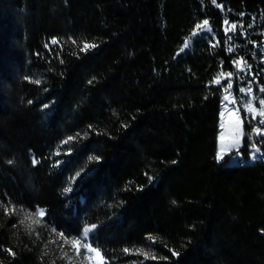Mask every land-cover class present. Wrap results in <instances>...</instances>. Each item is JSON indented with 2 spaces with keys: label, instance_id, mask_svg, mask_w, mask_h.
<instances>
[{
  "label": "trees",
  "instance_id": "16d2710c",
  "mask_svg": "<svg viewBox=\"0 0 264 264\" xmlns=\"http://www.w3.org/2000/svg\"><path fill=\"white\" fill-rule=\"evenodd\" d=\"M261 50L264 0H0V264H59L24 210L103 264H264V163L217 162L212 85Z\"/></svg>",
  "mask_w": 264,
  "mask_h": 264
},
{
  "label": "rangeland",
  "instance_id": "374dc122",
  "mask_svg": "<svg viewBox=\"0 0 264 264\" xmlns=\"http://www.w3.org/2000/svg\"><path fill=\"white\" fill-rule=\"evenodd\" d=\"M200 30L208 31L206 26ZM254 62L259 66L256 75L237 63V72H221L212 82V85L220 86L227 80L220 97L215 150L217 162L224 161L226 165L264 163V51H259ZM243 114L249 126L247 152L243 151ZM20 215L21 222L29 231L36 232L43 227L47 234V245L52 246L59 264H103L101 255L89 244L90 235L95 229L93 226H85L79 236L65 238L45 228L41 210H24Z\"/></svg>",
  "mask_w": 264,
  "mask_h": 264
}]
</instances>
